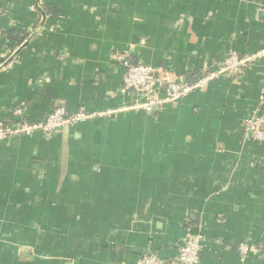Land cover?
Wrapping results in <instances>:
<instances>
[{
	"label": "crops",
	"instance_id": "1",
	"mask_svg": "<svg viewBox=\"0 0 264 264\" xmlns=\"http://www.w3.org/2000/svg\"><path fill=\"white\" fill-rule=\"evenodd\" d=\"M262 48L264 0H0V126L111 114L0 141V264H171L193 230L201 264H264V145L242 127L264 62L153 113L119 94L124 62L176 80Z\"/></svg>",
	"mask_w": 264,
	"mask_h": 264
},
{
	"label": "built area",
	"instance_id": "2",
	"mask_svg": "<svg viewBox=\"0 0 264 264\" xmlns=\"http://www.w3.org/2000/svg\"><path fill=\"white\" fill-rule=\"evenodd\" d=\"M264 62V48L253 54H240L232 51L216 70H207L196 82L185 79L169 80L160 75L158 69L144 63L124 62V77L119 94L131 96V102L123 111L153 113L155 108H162L184 99L195 92L203 91L212 81L224 76H231ZM264 105V98L261 105ZM111 114L89 113L84 109L70 112L65 106H58L46 118L38 122H28L25 111L17 108L13 111L14 119L0 126V141L10 138L31 137L42 133L52 137L63 130L76 129L82 124ZM246 139L264 145V113L258 109L254 115L243 122ZM203 236L188 235L179 248L177 257L171 264H201ZM251 244L243 242L238 250L243 256L251 252ZM138 264H168L153 251L147 252ZM170 264V263H169Z\"/></svg>",
	"mask_w": 264,
	"mask_h": 264
},
{
	"label": "trees",
	"instance_id": "3",
	"mask_svg": "<svg viewBox=\"0 0 264 264\" xmlns=\"http://www.w3.org/2000/svg\"><path fill=\"white\" fill-rule=\"evenodd\" d=\"M48 13L53 14L54 16L59 15V7H47ZM31 34L29 33H13L9 34L8 37L13 39L14 41H17L19 45H22L24 42H26L30 38ZM132 64H138L137 62H133ZM199 76L197 74H187L185 80L189 83L196 82L198 80Z\"/></svg>",
	"mask_w": 264,
	"mask_h": 264
},
{
	"label": "water",
	"instance_id": "4",
	"mask_svg": "<svg viewBox=\"0 0 264 264\" xmlns=\"http://www.w3.org/2000/svg\"><path fill=\"white\" fill-rule=\"evenodd\" d=\"M40 10H41L42 16H43V20H42V24H41V29H42L44 27V23H45V20H46V14L41 8H40ZM8 63H10V61ZM158 110H159V108H155L153 110V112H157ZM192 235H198L197 234V230L196 231L193 230Z\"/></svg>",
	"mask_w": 264,
	"mask_h": 264
}]
</instances>
